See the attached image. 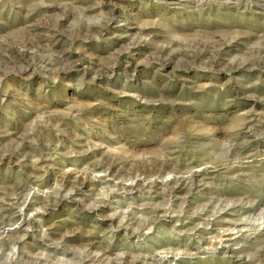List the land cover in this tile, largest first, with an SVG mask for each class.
Segmentation results:
<instances>
[{
  "label": "rangeland",
  "instance_id": "374dc122",
  "mask_svg": "<svg viewBox=\"0 0 264 264\" xmlns=\"http://www.w3.org/2000/svg\"><path fill=\"white\" fill-rule=\"evenodd\" d=\"M0 264H264V0H0Z\"/></svg>",
  "mask_w": 264,
  "mask_h": 264
}]
</instances>
